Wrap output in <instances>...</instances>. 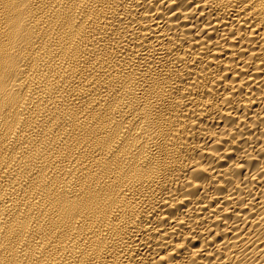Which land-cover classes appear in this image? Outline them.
Returning <instances> with one entry per match:
<instances>
[{
	"label": "bare ground",
	"instance_id": "obj_1",
	"mask_svg": "<svg viewBox=\"0 0 264 264\" xmlns=\"http://www.w3.org/2000/svg\"><path fill=\"white\" fill-rule=\"evenodd\" d=\"M0 264H264V0H0Z\"/></svg>",
	"mask_w": 264,
	"mask_h": 264
}]
</instances>
